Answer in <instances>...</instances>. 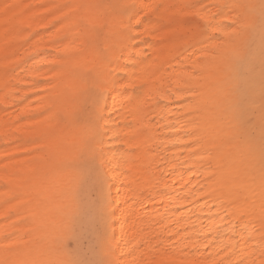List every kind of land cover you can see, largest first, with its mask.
<instances>
[{"label": "snow or ice", "instance_id": "snow-or-ice-1", "mask_svg": "<svg viewBox=\"0 0 264 264\" xmlns=\"http://www.w3.org/2000/svg\"><path fill=\"white\" fill-rule=\"evenodd\" d=\"M16 7L3 3L2 14L7 17ZM32 7L45 9L44 13L32 17L33 20L53 17L48 24L41 25L44 30L50 31L49 25L51 28L67 26L50 36V44H63L69 38L67 32H72L74 47H57L47 53L36 49L4 66V97L0 103L8 101L10 95L22 101L18 90L8 91L18 87L11 77L21 63L36 61L31 71L43 73L46 70L53 75L27 85L30 88L37 84L49 86L39 113L46 117L47 126L25 140L35 147L19 153L27 159L16 166L17 171L12 174L15 181H5L4 188L8 191L2 206L20 200L10 188L13 182L19 185L37 181L42 194L28 216L22 217L17 205L0 217V224L4 225L0 228V264H177V252L180 253L179 264H264V0H190L182 4L107 0ZM149 25L183 29L179 37L183 43L169 50L168 59L150 60L146 48L137 43H147L145 33L158 30ZM29 28L30 24L19 28L17 35L28 34L22 37L18 47L5 53V61L18 56L19 49L32 39ZM102 33L106 38L103 51L96 43ZM188 48H194L201 56L196 60H192V54L185 56ZM48 56L53 58L49 60ZM84 56L91 59L77 65L83 70L75 72L71 81L66 80L63 69L68 62ZM37 57L44 59L37 60ZM121 58L124 63L119 62ZM169 60H178L182 73L157 76ZM188 62H191L190 68L185 66ZM130 67L140 68L139 73L132 74L143 77L141 87L147 89V95L137 105L135 123L140 127L134 135L122 137L116 131L122 126L114 120L116 97L113 96V107H109L105 99L117 91V75ZM225 68L230 74L229 86L223 93L226 127H211L209 122L195 125L193 120L186 121L194 125L191 128L178 126L185 115H192L191 112L177 116L174 123L159 124L154 113L158 108H168L164 101L183 103V98L176 93L199 99L202 82L213 79ZM181 81L182 85L177 86ZM221 102L220 98L215 101L217 106ZM16 106L15 101L5 103L4 110ZM161 128L166 130V135L161 133ZM128 140L138 142L127 147L125 141ZM166 142L180 147V156L187 152L181 165L197 157L190 166L179 168L182 173L191 174L195 169L193 178H198L200 169L208 168L204 179L216 185L206 193L207 198L215 201L210 207L225 211L223 216L216 214L221 221L234 217L232 223L240 226V239L230 240L225 246L227 251L216 247L214 234L219 230L218 225H201L202 229L207 228L206 233L197 236L202 246L193 244L191 248L186 244L178 247L181 239H191L190 235L179 238L180 232H188L187 227L169 231L172 227L169 223L159 232L145 229L146 218L157 225L165 219L163 215L149 217V208L159 209L176 200L188 199L187 194H174L169 188V178L178 167L171 159L160 155L161 145ZM223 144L237 147L245 166L242 175L225 171L224 165L219 163L213 166ZM8 147L11 145L6 144L5 149ZM14 159L15 155L4 156L6 161ZM169 164L173 166L166 168ZM25 165L29 166L27 171H24ZM7 167L5 165L6 170ZM181 180L182 175L179 180H172V189ZM85 186H98L100 195L90 193L87 202H82L77 193ZM184 187L187 183L182 185ZM113 188L115 195L111 192ZM128 192L134 195H126ZM122 194L124 199H120ZM137 212L143 215L138 216ZM215 218L209 217L213 223ZM116 224L120 225L119 237ZM233 256L237 259H232Z\"/></svg>", "mask_w": 264, "mask_h": 264}, {"label": "bare ground", "instance_id": "bare-ground-1", "mask_svg": "<svg viewBox=\"0 0 264 264\" xmlns=\"http://www.w3.org/2000/svg\"><path fill=\"white\" fill-rule=\"evenodd\" d=\"M46 0H0V100L4 97L3 83L2 78L4 66L6 63L11 64L22 57L26 56L27 53L33 52L38 49L41 52H52L57 47L59 49H71L74 47L72 43V32H67L68 39L65 40L63 44L59 46L49 43V38L53 34H56L59 29H66V25H57L55 28H50V31H44L42 33L35 34L32 40L29 43H26L19 49L18 56L11 57L9 61L4 60L6 52H11L14 48L18 47L22 43V37L26 36L28 33H22L17 35L19 28L28 26L30 24V30H37V27H41L42 24H48V19L36 21L31 19L32 17L44 13L45 9L32 7L31 5H40L43 4ZM65 0H55L57 4L64 2ZM73 1V0H72ZM78 0H75L77 2ZM79 2H82L80 0ZM78 2V3H79ZM87 2V1H86ZM95 2V1H94ZM157 2L163 3H176L182 4L185 3L184 0H157ZM205 2H213V0H205ZM220 2H231V0H220ZM239 2H244V0H239ZM3 3H10L17 5L18 7L12 9L7 17L2 14V5ZM49 6V5H46ZM150 28H158L157 31H150L145 33L144 40L147 43H140L137 41L140 47H144L147 50L149 59H155L157 61H163L168 59L169 50L172 49L175 45L183 43V40L179 37L182 35L183 29L179 26L168 27L164 25H149ZM8 35H5V33ZM63 34V33H61ZM227 39V37H225ZM258 36L256 41L258 43ZM105 36L97 39V46L101 44L99 49L103 51L106 47ZM200 47L199 45L196 46ZM63 54V53H62ZM192 54V60H196V57L201 56V53L195 51L194 48H188V51L184 53L185 56ZM53 57L48 56L47 59L51 60ZM44 59V57H37V60ZM85 59H91L90 56H84L78 60L69 61L66 67L63 69L65 73L66 80L71 81L73 79L74 73L77 71L83 70L82 67L77 65H83ZM180 60H183V57H180ZM120 63H124V60L121 58ZM36 63V61H28L27 64L21 63L20 68H17L14 73H12V83L24 86L20 90L21 100H17L15 96H9L8 101L0 103L5 106V103L16 102L18 106L14 107L13 110H8L5 113L0 112V217L3 214L7 213L10 209L20 206L21 216H28L30 210L35 206L37 199L41 196V190L38 186L37 181L29 180L27 183L17 185L15 182L10 184V188L14 190L19 196L20 200L14 201L12 205L2 206L3 197L7 193L8 189L4 188L5 181H15V177L12 175L17 171V165L20 161H24L27 158L19 155L20 152L25 149H31L35 147L32 144L25 143V140L32 138L35 135H38L44 128L47 126V119L45 116L39 115L44 107V97L48 94L47 89L48 85H40L39 95L36 92L38 86L35 88L26 87L28 82L35 81L41 77H51L53 73H49L46 70L43 73H36L30 69ZM203 63V60L200 61ZM86 67V65H84ZM186 67H191V62H188ZM167 69V72L164 71ZM140 68H129L126 72H120V76H117L116 79L119 80V83L115 86L117 91L113 92L111 95H108L105 99V103L109 107H113V96L116 97V112L114 114L115 123L121 125L122 127L116 129L117 132L123 136H132L135 134L137 128L140 125L135 122L138 119L137 105L141 103L146 95L147 89L141 87L144 83L143 77L139 75H133L132 73H139ZM170 72L182 73V67L178 60H169L168 63L163 64L161 72L159 75H167ZM229 71L225 68L217 74L211 80L204 81L203 87L198 91L201 93L199 99L193 100L190 99L184 93H176V96L183 98V103L177 102L169 103V101H164L168 103V108H158L156 109L154 116L158 120L160 125L174 123L175 118L184 113L191 112L192 115H185L184 119L180 120L178 126H184L185 128H191L194 125L187 124V120H193L195 125H204L206 122H209V126L215 128L226 127V100L223 98V93L227 90L229 84ZM175 79V77H174ZM186 79V77H185ZM183 81L180 82L177 86H181ZM15 88H10L9 92H14ZM134 90H137L138 93H135ZM122 93V94H121ZM33 95L34 99L29 100V97L26 95ZM176 96H173L172 99L175 100ZM217 98L221 99L219 106L215 103ZM129 100L132 102L129 103ZM175 104V105H174ZM13 108V107H10ZM179 111H175V109ZM199 108V111L196 109ZM107 110H105V115H107ZM150 115H153L150 113ZM32 117V118H29ZM132 124L133 127H123V125ZM155 126V125H154ZM161 133L167 134L164 128L160 129ZM112 135V133H109ZM138 141L128 140L125 141L127 147L135 145ZM10 144L11 147L5 149V145ZM165 146L167 150L164 151ZM160 155L164 156L166 159H171L175 165H177L178 170L175 175L169 178L168 184L170 190L174 194L188 195L187 200H176L171 205H165L159 209L149 208L148 213L149 217L159 218L161 215L165 217L161 224L150 223L149 219H145L144 227L149 232H159V230L166 224L171 223L172 227L169 231H176L180 228L187 227L188 232H180L179 238H183L185 235H190L191 239H181L178 247H183L185 244L189 248L193 244L201 245V242L197 240V236H200L202 232H207V228H201V225L212 224L213 227L219 226V230L215 232L214 238L216 240V247H224L227 251L226 245H229L230 240H239L240 239V226L238 224L234 225L232 221L234 217H229L227 220L221 221L219 216L225 215V211H221L217 208H211L210 205L215 203L210 198L206 197V193L211 191L216 185L213 182H206L204 179V173L208 171V168L200 169L201 175L198 178H193L195 176V169L191 174L188 172H181L179 168L190 166L197 157H192L188 161L187 165H181V162L185 160L187 152L185 151L184 156H180L179 153L182 151L180 147H172L170 144L161 145ZM5 155H15L16 159L14 160H4ZM150 155V154H149ZM158 162V161H157ZM217 163L224 165L225 171H232L234 174L239 173L243 174L244 164L242 162V157L237 151V147L234 144H223L220 156L218 160L213 161V166ZM7 165V170L5 169ZM173 165H165L166 168H171ZM28 165L24 166V171H27ZM183 176L180 184L175 185V188L172 189L171 183L172 180H179ZM187 183V187L182 188V185ZM163 187V184H161ZM97 190L99 187L97 186ZM106 190V189H105ZM83 188L78 190L77 196L82 202L83 200ZM112 194L115 195V189L111 190ZM100 195V190H99ZM126 195L133 196L134 193L128 192ZM125 196L122 194L120 199H124ZM159 200V197H157ZM86 203V202H85ZM137 209L139 205L136 206ZM125 208H128L126 205ZM178 209V210H177ZM131 211H136V209H128ZM219 212V216L216 214ZM138 216L143 215L142 213L137 212ZM117 216H120V212H117ZM215 216V221L213 223L209 217ZM183 217V219H181ZM16 219V217H13ZM131 223V221L129 222ZM4 225L0 224V228H3ZM116 230V235L119 237L120 225H114ZM139 227V223L137 225ZM165 235L167 233H164ZM155 243V241H154ZM207 243V241H203ZM258 243V241H257ZM214 247L211 251L214 253L216 250ZM240 245L237 244V248ZM208 255V253H205ZM223 256V253H221ZM180 253L175 254L177 259V264H179ZM214 259L219 260L220 256H213ZM160 259H166L165 257H160ZM232 259H237L233 256Z\"/></svg>", "mask_w": 264, "mask_h": 264}, {"label": "rangeland", "instance_id": "rangeland-1", "mask_svg": "<svg viewBox=\"0 0 264 264\" xmlns=\"http://www.w3.org/2000/svg\"><path fill=\"white\" fill-rule=\"evenodd\" d=\"M80 0H78L77 2H75V0H65L64 2H62V3H78ZM107 2V0H82V2ZM184 2L185 3H187V2H190V0H184ZM61 3V2H60ZM59 3V4H60ZM54 4H57L56 2H55V0H46L44 3H43V5H49V6H51V5H54ZM39 5V4H38ZM31 6H35V5H31ZM47 19L48 20H52L53 19V17H51V16H49V17H47ZM49 27L51 28V26L49 25ZM29 31L30 32H32L33 33V37H34V35L35 34H37V33H42V32H44V31H47V30H44L43 28H41V27H37V30H30L29 29ZM105 35L102 33L100 36H99V38H102V37H104ZM32 37V38H33ZM32 40V39H31ZM30 40V41H31ZM29 41V42H30ZM28 42V43H29ZM102 46H101V44L99 45V49H102L101 48ZM117 76H120V74H118ZM46 77H41V78H38L39 80H42V79H45ZM37 80V79H36ZM13 82V81H12ZM40 85H45V84H37V86H38V89L37 88H35L36 89V92H37V94L39 95V93H40V88H39V86ZM18 87L17 88H15V90H14V92L15 91H19V94H20V90L24 87V86H19V85H17ZM26 87H28V86H26ZM134 92L135 93H138V91L137 90H134ZM26 96H28L29 97V100H33L34 99V96L33 95H26ZM176 104V103H175ZM174 104V105H175ZM4 108H5V106L4 105H2V104H0V112H2V113H5L6 111L4 110ZM14 109V107L13 108H9V110H13ZM83 200L85 201V202H87V200H88V197H89V194L91 193L92 195H94V196H96V197H98L99 196V190H97V187H95V188H92L91 186H85L84 188H83ZM69 247H72V244H71V241H69Z\"/></svg>", "mask_w": 264, "mask_h": 264}]
</instances>
